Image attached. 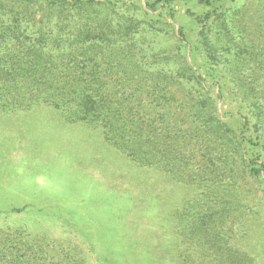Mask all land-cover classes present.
<instances>
[{"label": "rangeland", "instance_id": "1", "mask_svg": "<svg viewBox=\"0 0 264 264\" xmlns=\"http://www.w3.org/2000/svg\"><path fill=\"white\" fill-rule=\"evenodd\" d=\"M224 5L225 28L209 32L228 44L223 63L201 50L196 17L205 9L197 0L171 3L173 25H163L157 45L172 47V26L182 29L192 64L222 93L227 127L238 133L246 119L248 156L264 161V0ZM251 167L233 166L225 173L231 180L219 183H186L138 165L100 129L66 122L51 107L0 112V231L22 230L23 243L34 239L47 250V264H199L209 252L205 238L175 215L199 198L223 200L225 214L210 225L216 245L234 264H264V177Z\"/></svg>", "mask_w": 264, "mask_h": 264}, {"label": "trees", "instance_id": "2", "mask_svg": "<svg viewBox=\"0 0 264 264\" xmlns=\"http://www.w3.org/2000/svg\"><path fill=\"white\" fill-rule=\"evenodd\" d=\"M137 1L0 0V112L51 107L66 122L100 129L105 142L138 165L186 183L231 180L225 173L239 164L264 177V161L248 156L247 120L238 133L227 127L222 93L192 64L182 29L172 26V47L157 45L163 25H173L174 0ZM197 2L205 9L196 17L201 50L223 63L228 44L209 32L225 28L224 3L234 0ZM196 200L175 220L205 238L209 252L199 264H234L210 233L225 202ZM22 234L0 231V264H47V250L34 239L23 243Z\"/></svg>", "mask_w": 264, "mask_h": 264}]
</instances>
